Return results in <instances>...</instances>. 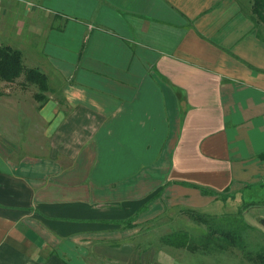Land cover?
I'll return each mask as SVG.
<instances>
[{"label":"crops","instance_id":"crops-1","mask_svg":"<svg viewBox=\"0 0 264 264\" xmlns=\"http://www.w3.org/2000/svg\"><path fill=\"white\" fill-rule=\"evenodd\" d=\"M252 4L0 0L17 16L13 48L48 78L45 102L0 79V264H165L158 253L182 248L149 246L143 226L257 182Z\"/></svg>","mask_w":264,"mask_h":264},{"label":"rangeland","instance_id":"rangeland-1","mask_svg":"<svg viewBox=\"0 0 264 264\" xmlns=\"http://www.w3.org/2000/svg\"><path fill=\"white\" fill-rule=\"evenodd\" d=\"M2 8V7H1ZM15 13L3 14L0 9V44L16 47L21 41L17 36V20ZM18 48V47H17ZM11 92L15 88L21 91L25 100L31 97L37 100L36 95H45L40 88L32 83L19 79L14 82ZM18 86V87H16ZM48 90V89H47ZM47 99V97H46ZM39 101V100H37ZM251 181L252 187L225 192L226 199L218 197L209 200L202 207L176 206L168 208L166 216L158 218L142 227L147 232L146 243L151 247L182 248L180 255L172 259L168 250L162 256L165 264H262L264 261V186H256L264 182V171ZM185 209H194L209 215L210 222L205 224L196 221ZM186 211V210H185ZM211 226L219 230L235 231L245 242V250L237 248L231 243L208 245L207 248H198L194 252L186 249L187 243L194 239L200 240L211 230ZM260 255V262H259ZM151 264H158L151 262Z\"/></svg>","mask_w":264,"mask_h":264},{"label":"trees","instance_id":"trees-1","mask_svg":"<svg viewBox=\"0 0 264 264\" xmlns=\"http://www.w3.org/2000/svg\"><path fill=\"white\" fill-rule=\"evenodd\" d=\"M252 13L256 17V19L260 22L264 23V0H252ZM24 79L25 81L37 85L41 92H45L48 89V78L47 75L42 73L40 70L36 68H27L24 65L23 53L13 48L9 45H1L0 44V79L5 82H15L19 79ZM37 100L41 102H45L47 99L44 95L37 94ZM264 160V156H263ZM202 193L205 195H217L214 191L201 189ZM227 189L226 192H228ZM219 197L226 199L225 194L220 195ZM142 210V209H141ZM186 210V211H185ZM183 212L188 213L191 217H193L196 221L203 222L205 224H209L210 217L204 213H200L193 209H185ZM264 225V220L262 221ZM127 226H132V221L127 223ZM211 231L200 240H190L186 249L190 252H194L199 247L207 248L208 245H214L216 242L219 245H223L225 243H231L237 248L245 250V242L240 235L235 231H224L219 230L211 226ZM260 262V255L258 257ZM264 264V261L262 262Z\"/></svg>","mask_w":264,"mask_h":264}]
</instances>
